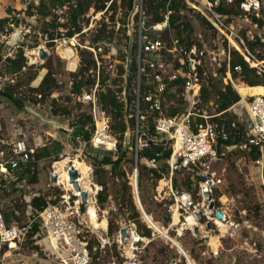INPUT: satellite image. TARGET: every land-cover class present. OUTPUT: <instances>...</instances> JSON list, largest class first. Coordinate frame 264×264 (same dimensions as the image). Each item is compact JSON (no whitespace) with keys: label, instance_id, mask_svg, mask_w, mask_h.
Listing matches in <instances>:
<instances>
[{"label":"built area","instance_id":"built-area-1","mask_svg":"<svg viewBox=\"0 0 264 264\" xmlns=\"http://www.w3.org/2000/svg\"><path fill=\"white\" fill-rule=\"evenodd\" d=\"M101 1H103V8L95 12L90 7L88 9L90 11L89 16L86 17L87 20L90 18L91 21L99 17L96 21L99 25L95 32L105 26L104 31L109 33L108 22L102 21L101 17L106 13L119 11L125 17V24L121 27L125 26L126 33L132 31L137 33L134 56L136 69L132 88L134 97L132 110L134 114H128L127 116L128 119L134 117V125L132 127L126 125L128 130L130 128V131L137 135L146 118L151 117L154 132L168 145L170 157L167 161V174L158 181L164 184L158 195L169 202L168 211L171 213V220L173 214L178 215L176 226H179V230L176 233L179 234L178 231L193 233V229L197 228L200 235L203 229L206 230V224H209L210 229L206 230L205 233L220 234L223 238L234 237L241 231L239 223L233 221L225 211L223 212L216 207L214 198L223 184V174L219 170L218 164L224 155V143L229 140V132L223 124L214 121L215 118H220L222 113L218 114L214 112V109L210 110L209 107L213 106L212 103L204 106L200 100V92L202 85L206 83L205 80L209 78V66L216 65L220 68L221 65H224V76L231 75L229 62L232 50L237 52L249 68L255 69L257 75H264V65L257 62L248 49L247 40L245 41L239 34L241 30H235L229 22L232 16L239 15H245L246 18L251 16L258 18L261 9L264 8V0H181L186 11L200 16L208 25L210 31L219 36V44L215 49L209 50L202 42L198 45L187 46L179 44L172 37L167 40H161L160 38L153 40L149 38V35H143V33H162L163 31L172 33L169 30V19L173 11L169 8V3L173 0H167L165 11L162 13V22L151 26L149 29L145 27L147 17L144 14V0H132V8L129 11L122 8V0ZM228 10L232 11V14H228ZM179 13L182 15L183 10H180ZM61 15L58 22L63 24L67 16L65 7L62 9ZM111 16L113 15L111 14ZM79 21L82 23L81 19ZM187 24V22H183L179 29ZM190 28V25H188L183 33H188ZM88 31L89 29L85 28L79 34H74L71 38H65L63 34L66 30L58 29V32H60L59 38L50 41L47 35H43L42 39L44 45L48 43L57 44L69 49L74 54L77 48H84L79 44L78 38ZM7 41V37L1 34L0 45L4 46ZM38 48L43 47L38 45ZM18 49H20L18 42L12 43V46L2 56V61L14 59ZM43 50L46 51L44 48ZM88 50L92 52L94 57L92 61L95 63V70L88 72L94 83L87 90H82L80 95L70 96L76 98L78 102L86 105L89 109L87 115L92 118V136L90 137L89 146L93 149H98L95 146L109 147L108 152L114 155L117 154V142L110 132L108 114L99 106L97 96L99 92H104L106 88V85L103 86L102 82L106 83V79L113 74L117 78V70L115 72L114 69L116 62L107 65L102 64L97 60L94 51H98V49ZM98 55H100V52H98ZM123 68L124 74L121 78L125 82L128 67L123 66ZM76 71L77 69L72 73L75 74ZM233 71L240 72V67H234ZM178 80L182 81V86L168 87V83ZM72 84L73 80L68 79V89L71 90ZM4 85L0 83V89ZM179 88L181 89L180 96L186 100V108L183 113L171 116V107L175 108L171 99H174ZM142 89L144 92H141ZM127 96L124 83L123 92L116 96V100L124 103L125 111L129 108ZM240 100H244L242 105L246 109V116L251 124L249 129L248 124L243 121L245 125L244 135L247 140L246 145L254 147L258 151L253 166L262 186H264V95L245 97L240 95ZM93 127L94 129H92ZM147 144L146 141L142 140L139 147H136L135 153L137 154L138 148L147 146ZM219 148L222 149V152L219 151ZM29 158L30 150L26 147L24 141L12 142L7 145V148L2 146L1 149L0 147V183L1 178L5 180L9 177L13 180V172L17 170L20 164L27 163ZM145 165L151 169H156L155 160L145 161ZM69 167H66V171ZM134 174L136 175V170H134ZM175 174L188 175L190 182L193 184L194 193L180 192L175 189L173 186ZM149 179H152L151 174ZM92 190L93 193L90 196L87 194L85 205L81 204L79 196L71 204L69 203L70 197L73 196L72 191L63 196L56 204L46 203L45 208L41 211L30 214V220L24 227H19L15 223L6 225L0 211V245L24 240L32 224L37 222L40 234L34 235L33 239L37 240L39 238V240H46L49 243L57 258L52 260L53 264H92L91 255L94 252L101 254L110 243V239L107 237L102 238L98 230L89 221L88 206L91 204L94 207L97 216L96 196L102 192V187L93 185ZM1 192L0 189V194ZM205 195L209 196L208 200L204 197ZM210 206L212 207L210 208ZM216 213H220L222 218L218 219ZM197 214L202 217L201 223L197 222ZM187 218H190L191 222L196 224V227L189 226L186 221ZM176 226H170V228ZM120 229L127 231V237L123 242L120 241L119 231L117 233L115 242L121 246L128 245L131 236L133 234L137 235L133 223L120 221ZM137 237L139 238L138 235ZM90 240L97 243V246L92 247L91 250L88 246ZM136 243L137 241L129 243L131 257H125L120 263L111 260L106 264H143L134 256V252L137 251ZM59 252L65 255V259L61 258ZM99 264L104 263L99 262Z\"/></svg>","mask_w":264,"mask_h":264},{"label":"rangeland","instance_id":"rangeland-1","mask_svg":"<svg viewBox=\"0 0 264 264\" xmlns=\"http://www.w3.org/2000/svg\"><path fill=\"white\" fill-rule=\"evenodd\" d=\"M47 2L48 0H0V21L6 20L2 29L0 28V41L1 34L6 36L9 42L10 38L15 33H18V47L23 50L27 67L31 65L44 67L37 72L36 78L28 83L27 79L33 72L24 71L21 75L6 76L4 74V67L0 64V83L6 86L12 85L17 81H24L29 87L35 88L37 87V78L39 76L44 77L46 71L50 70L59 85V89L53 92L51 98L62 100L67 97L69 99L67 105L71 110V117L69 120L64 121L60 118L52 117L49 113L48 102L41 107L25 103L21 109H18L10 101L0 96L1 146L7 148V145L12 142L24 141L26 147L30 150V155L33 156L41 153L43 149L52 152L54 147L50 145L52 141L58 140L62 146V150L57 155L53 153L50 157L38 161L36 165L37 183L30 184L26 183L25 180L18 182L9 177L5 180L1 178L0 189L2 192L0 194V211L1 213L12 210L17 211L18 219L13 223L19 227H24L30 220V214L35 212L31 208L32 200L46 203H49L51 200L56 204L63 196L68 194L57 183L50 185L49 177L53 173L52 166L54 163L59 162L62 158L76 159L77 157L78 162L83 163L91 171L89 172L88 181L94 185L97 182H102L105 185L107 201L102 207H97L100 212L98 218L105 215L107 221L110 220L116 226V229L112 230V236L109 237V245L103 250L104 253L100 255V263L106 264L111 260L116 261L114 255L122 259L130 257L126 255V245L121 246L115 242L120 221L131 223L127 221V217L130 215L129 211L119 208L121 196L123 195L122 184L124 180L112 177L110 166L107 165L101 166L104 172L100 177L94 176L93 174L95 167H91L92 162L90 159L114 161L116 157L113 153L110 152L111 154L104 156V153H100L101 150L99 149H96L97 151L95 152L94 150L92 151L93 148L87 145H75L73 142H68V139L73 133L70 125L81 114L87 115L89 109L69 94L70 89H68L67 80L70 74L67 71L64 57H69L70 61L75 63L77 59L78 71L81 61L94 59L92 52L88 49L96 48L98 51H94L97 60L106 65L116 62L114 68L116 72L118 66L125 67L128 61L130 63L133 60V56H129V52H134L137 33L133 31L126 33L125 26L121 27V21L125 20L123 14L119 13V11L115 13L109 12L101 17V20L108 22L111 38L96 45L92 39L99 25L96 23L99 17L93 21L90 18L87 20L86 17L89 16L90 12L88 10L83 16V22L80 24V28L81 31L85 28H88L89 31L80 35L78 38L79 44L86 49L77 48V51L74 52L75 55H73L72 51L57 44H53L52 48H48L44 45L42 39L43 35H46L43 34L46 28V22L36 19L38 6L43 3L47 4ZM29 14L32 16H29ZM111 14L113 15V22L110 20ZM184 15L185 19L182 21L190 25L197 42H202L208 50L215 49L219 44V36L212 33L209 28L203 26L201 21L193 13H185ZM16 21H19L18 28L14 29ZM263 24L264 21L259 23L260 26ZM261 28L264 30L261 26L259 27L260 31L262 30ZM244 34L246 35V33ZM159 38L166 40V36L164 35H161ZM34 45L35 47L29 50V46ZM38 45L46 50L47 59L45 61H40L38 54L35 55L40 49ZM1 46L0 55L3 56L6 50L3 51L4 46L2 48ZM2 51L4 54H2ZM253 51L255 53L263 52L264 44L261 48L255 46ZM98 52H100V55H98ZM31 53L34 54L32 55ZM222 74L221 68L216 65L209 66L208 77L214 80L216 87H224L228 83L225 77L221 80ZM92 75L94 76V74ZM109 77L106 79L105 85L112 91H115L117 86L112 84L113 79H115V74ZM132 78L131 75L128 92H132L134 83V78L133 80ZM171 101L177 108H182V106L177 104L176 99H171ZM209 109L212 110L214 108L212 106ZM245 113V107L238 105L233 109L230 108L225 118L231 120L233 122L232 125L235 128L237 126L244 133L245 125L242 119ZM128 114L129 108L125 113L126 118ZM133 114L134 112L131 113V115ZM107 116L110 126L112 120L110 115ZM128 120V118L125 119L126 124L129 126ZM130 130V128L129 130L126 129L124 134L122 144L123 149L126 150V159L120 167L125 173L127 186L130 187L131 191L129 190V192L131 194L133 172L136 170V178L138 173L135 149L139 147L142 140L140 134L136 135ZM90 136L92 135L90 134ZM164 147L168 149L166 143H164ZM223 154L218 164V168L223 174V184L215 194V206L223 212L225 211L233 221L239 223L241 231L233 238H223V240H220V234H204L206 232L205 229L197 237L189 231H178L179 234L176 233L179 230V226L170 228L172 220L171 213L168 211L169 202L163 200L161 196L159 197L156 190L157 187L161 186V182L154 184L143 172H139L140 188L138 189L137 179L136 188L141 208L146 214L145 219L138 210L140 213V221L151 230V238L145 239L141 237V231L135 227L137 235L144 239L143 241H137L135 244L137 251L134 252V256L140 262L143 264H264V186H262L257 171L253 166V159L250 156V150L246 143H239L237 146L224 148ZM130 161L132 162L130 163ZM141 164L145 165V161H141ZM181 177L179 175L174 178L177 182H180ZM136 209L138 208L136 207ZM103 211H105V214H101ZM166 219H169V221L167 222ZM210 238H219L218 240H220L214 250L211 247ZM29 240L31 239H27L26 236L24 240L14 243L16 247L13 250H9V244L4 245L5 250H1L0 264H43L41 261L53 264L52 260L57 258L54 254L55 251L51 250L49 243L46 240H39V238L37 240ZM59 253L61 254V258L65 259V255L62 252ZM17 255L33 258V261L31 260L29 262L26 258L21 257L2 263L3 259L8 260Z\"/></svg>","mask_w":264,"mask_h":264},{"label":"trees","instance_id":"trees-1","mask_svg":"<svg viewBox=\"0 0 264 264\" xmlns=\"http://www.w3.org/2000/svg\"><path fill=\"white\" fill-rule=\"evenodd\" d=\"M109 1V0H105ZM167 0H144V14L147 17V22L145 24L146 28H150L153 25L159 24L162 22V13L165 11V7L167 4ZM103 1L101 0H48L47 4H40L37 8V20H42L46 22L44 33L48 36V40L52 41L56 38L60 37L58 33V29H64L66 32L64 33L65 38H71L74 34H79L81 31L80 21L83 22V16L87 13L88 9L92 7L95 12L99 11L103 8ZM114 6V4H113ZM66 8V21L63 24L58 22L59 18L62 16L61 11L63 8ZM122 8L129 11L132 8V0H122ZM169 8L173 11L172 16L169 19V30L172 33H168V31H163L162 33H143L144 36L149 35L151 39H157L161 35L166 36V40L172 37L177 40V42L181 45L190 46L192 44L198 45L197 39L194 38V34L192 29L190 28L188 33H183L184 30L188 27L184 25L182 29H179L182 26L183 21L185 19V13H190L185 10L184 5L181 0H173L169 3ZM183 10V14L180 15L179 11ZM228 14H232V11H227ZM29 16H32L29 14ZM201 21V24L206 28H209L205 21L200 17L196 16ZM111 22H113V16L110 17ZM256 21V20H253ZM6 23V20L0 21V28L2 29L3 25ZM125 24V21H121V26ZM104 27L97 31L93 36L94 43H101L107 41L111 38V33H106L104 31ZM48 30V31H47ZM49 32V33H47ZM246 45L250 51L254 49L255 46H261L259 43V39L257 38L255 43L251 41H246ZM52 43H48L46 47H52ZM34 46H29V50H32ZM2 48V46H1ZM135 49L134 52L130 51L129 56H133V60L127 63L128 67V76L130 82V76L134 78L135 74ZM231 59L229 62L231 79L235 85L240 90V94L242 96H256V95H264V75H257L255 69L249 68L247 64L242 60V58L237 54L236 51H231ZM261 60H264V52L261 56H259ZM0 64L4 67V74L6 76H17L21 75L24 71L33 72L27 79V82H32L37 75V72L44 67H35L26 65V59L23 56V50L20 48L17 50L14 59L9 60L6 59L2 61V56L0 55ZM234 67H240V72L236 73L233 71ZM222 72L225 71V66H220ZM90 70H95V63L92 60H83L80 63V68L76 74H70L69 79L73 80L72 88L70 90L71 95L77 96L80 95L82 90H87L90 86L93 85L94 80L90 78L88 72ZM124 74L123 66L117 67V78L113 79L112 84L117 86L115 91H112L109 87H106L104 92H99L97 96V102L99 106L107 112L111 117L110 124V132L114 136L117 141V156L114 161H97L95 159H90L92 162L91 167H95L93 174L94 176L103 175L101 166L107 165L110 166V173L112 177L117 179H123L124 183L122 184V192L120 200V209H126L129 211L130 215L127 217V221L136 225V229L141 231V237L145 239L151 238V230L148 229L144 224L140 221V213L138 209H136L132 193L130 187L127 186V180L125 177L124 171L121 170L120 165L126 159V150L123 149V140L124 134L127 129L126 125V117H125V107L124 103L116 100V96L123 92L124 88V79L121 78ZM132 78V80H133ZM223 78V77H222ZM40 79V76L37 80ZM206 83L202 85L200 92V100L204 106L208 105V103H212L215 113H222L220 118H215L219 124H223L224 127L229 132V140L224 143L225 148H230L232 146H237L239 143H247L246 137L244 133L236 126V128L232 125V121L226 119L228 111L232 106L237 104L240 100L238 94L234 91L230 84L222 87H216L214 80L210 77L205 80ZM103 86L105 83H103ZM168 87L172 86H182V81L178 80L176 82H170L167 84ZM59 89L58 82L55 79L52 71L47 70L45 76L42 78L40 84L36 88L29 87L24 81H17L12 85H6L4 88L0 89V96L10 101L16 108L21 109L25 103L31 104L33 106L41 107L47 102L49 103V113L54 118H60L63 121L69 120L71 117V110L68 107L69 99L66 97L65 99H57L51 98L53 92ZM141 92H144L143 89ZM181 89L179 88L177 94L174 96L176 102L179 106H182L181 109L171 107V116L176 114H180L184 112L186 108V100L180 96ZM128 105H129V115L133 113L132 111V101L134 100L133 93L128 92L127 96ZM211 101V102H210ZM129 126L134 125L133 117L129 118ZM71 128L73 129V133L71 137L68 139V142H73L75 145H87L89 146L90 134H91V126H92V118L89 115L81 114L77 120L72 123ZM63 131V130H58ZM140 134L141 140L146 141L147 146H143L138 148L137 156H136V166H137V186L140 188V180H139V172H143L149 178V175H152V179H150L154 184L162 179L164 175L167 174V161L170 157V150L164 147V141L161 137H159L155 132L153 125L151 123V117L146 118V121L142 124L141 130L138 133ZM58 140L52 141L50 145L54 146L53 151H48L43 149L41 153L36 156L30 155L29 161L25 164H20L17 167V170L13 172V179L15 181L21 182L25 180L26 183L35 184L37 183V171L36 165L38 161L48 158L51 154L57 155L61 150L62 146ZM2 149V146H1ZM250 150V156L253 161L258 156V151L256 148L248 146ZM97 151L96 149H92V151ZM219 151L222 152V149L219 148ZM100 153H104V156L111 154L108 151H100ZM155 160L156 169H151L146 167L144 164H141V161H151ZM78 161V160H77ZM132 161H130L131 163ZM179 176V174H175L174 177ZM173 177V186L180 192H191L194 193L193 184L190 182L188 175H183L181 177V181L177 182ZM24 182V183H25ZM97 185L102 187V192L98 193L96 196V204L99 208L102 207L107 201V195L105 193V185L102 182H97ZM140 191V190H139ZM139 198V197H138ZM48 204H55L54 201H49ZM46 202H39L37 200L31 201V208L36 211H41L45 208ZM82 209V208H81ZM119 211V210H118ZM5 224L11 225L14 221L18 219L17 211H8L2 213ZM13 220V221H12ZM12 221V222H11ZM168 222L169 219H166ZM116 226L110 221H107V236L108 238L112 236V230H115ZM40 234V229L37 222H34L31 226V229L27 233V239H33L34 235ZM29 240V241H31ZM6 245V244H4ZM4 245H0V257L1 250H5ZM89 249L97 246V243L93 240L88 242ZM10 248H14V244H9ZM104 253V251L102 252ZM98 252H94L91 255L92 264H99L100 256ZM116 262L120 263L123 261L122 258H119L117 255ZM99 259V262H98Z\"/></svg>","mask_w":264,"mask_h":264},{"label":"bare ground","instance_id":"bare-ground-1","mask_svg":"<svg viewBox=\"0 0 264 264\" xmlns=\"http://www.w3.org/2000/svg\"><path fill=\"white\" fill-rule=\"evenodd\" d=\"M31 54L33 55L34 53H31ZM35 55H36V53H35ZM67 60L69 62V58H67ZM237 86L238 85H235V89L238 92V94L242 96V94H240V90H239V88ZM245 96H249V95L247 94V95H244L242 97H245ZM256 96H263V95H256ZM97 127L99 128V126H97ZM107 148L109 149V147H107ZM77 160H78L77 158L76 159L75 158L74 159L62 158L59 162H56V163L53 164V166H52L53 173H55L57 175V178H58L57 179L58 180L57 185L62 186L67 192L72 191V193H73L72 195L74 197L79 196V193L74 192L72 186L69 184V180H68V176H67L66 167L67 166H72L76 170V172L79 174V179L77 180L78 186L80 187L81 191H84L86 194H88L90 196L93 193V190H92L93 184H91L90 181H88V178H89V175H90L89 172H91V171H89V168L86 167L83 163H80ZM133 182H134V180H133ZM163 185L164 184L161 183V187ZM132 187H133V183H132ZM137 197H138V193H137ZM138 201H139V199H138ZM139 204H140V202H139ZM88 215H89V221H90V223L93 225V227L95 229H99L100 227H102V228L105 227V220H103V219H102V221L100 220L101 223L97 221V217H96V214H95L94 207L91 204H89V206H88ZM177 217H178V215L176 213L173 214L171 226H176L178 224V218ZM186 221L188 222L189 226H195L196 225L195 223L191 222L190 218H187ZM204 234H206V233H204ZM143 240L144 239H142L140 237L138 238L137 235L133 234L131 236V238L129 239V243L136 242V241H143ZM218 241L219 240L217 238H210V244H211V247H212L213 250L217 247ZM129 243H128V245L125 246V247H127L125 252H126L127 256L131 257V251H130V248H129V245H130ZM171 245L174 248H176L173 244H171ZM10 261H12V258L10 259Z\"/></svg>","mask_w":264,"mask_h":264},{"label":"crops","instance_id":"crops-1","mask_svg":"<svg viewBox=\"0 0 264 264\" xmlns=\"http://www.w3.org/2000/svg\"><path fill=\"white\" fill-rule=\"evenodd\" d=\"M249 18V19H248ZM248 18H246V16L245 15H242V16H235V17H231L230 18V20H229V22H230V24H231V26L235 29V30H237V29H240L241 30V33H239L240 34V36L246 41H250L251 39H252V41L251 42H254L255 43V41H256V39L258 38L259 39V43H260V45L261 46H259V48H261L262 46H263V44H264V34H262V33H264V30L262 29L261 31L259 30V27H263L264 28V24L263 25H259V23H261V22H263L264 21V8H262L261 9V11H260V13H259V17L257 18V17H253V16H251V17H248ZM253 20H256V21H253ZM249 28H251V30H249ZM244 33H246V35L244 34ZM251 33H254V34H251ZM264 52V51H263ZM263 52H260V53H255L253 50L251 51V53L254 55V57H255V59L257 60V62H259V63H261V64H263L264 65V60H261L260 58H259V56H261L262 55V53ZM72 54H73V52H72ZM74 55V54H73ZM65 58V61H66V68H67V71L69 72V74H73L72 72L75 70V69H77V67H78V61H77V59H76V63L75 62H73V61H70V58H69V62H68V60H67V58L66 57H64ZM76 58V57H75ZM32 66V65H31ZM46 74V73H45ZM223 77V78H222ZM224 77L226 78V80L228 81V83H226L227 85L228 84H230L231 86H232V88L234 89V91L238 94V92L236 91V89H235V84L233 83V81H232V79H231V75L229 76H224V73L222 74V76H221V79H224ZM42 78L43 77H40V79L37 81V86L40 84V82H41V80H42ZM225 80V81H226ZM4 87H5V85H4ZM4 87H2V88H4ZM36 88V87H35ZM238 96H239V98H240V95L238 94ZM243 102H244V100H239V102L237 103V104H235L234 106H232L231 108L233 109L234 107H236V106H243L242 104H243ZM244 116H246V113H245V115ZM0 147H1V141H0ZM101 151H104V150H101ZM69 159V158H68ZM94 185V184H93ZM97 185V184H96ZM221 210V209H220ZM222 211V210H221ZM97 221L98 222H100L101 223V221H102V219L103 220H105V227L104 228H102V227H100L99 229H97L98 230V233H99V235L102 237V238H105V236H107V218L105 217V215H102L100 218H98V215H99V209L97 208ZM105 214V211H103V212H101V214ZM103 217V218H102ZM101 220V221H100ZM99 223V224H100ZM211 233H208V234H206V235H210ZM108 238V237H107ZM219 238H220V240H223V236H219ZM218 238V239H219ZM222 238V239H221ZM225 238H227V237H225ZM233 238V237H232ZM219 240V241H220ZM12 243V242H11ZM219 243V242H218ZM217 243V244H218ZM14 244V243H13ZM16 247V245L14 244V248ZM14 248H10L9 247V250H13ZM16 256H13V257H11L12 258V261L14 260V259H16V258H21V257H24V256H19V255H17V257L15 258ZM11 258H9L8 260H6V259H3V261H2V263L5 261V262H8V261H10V259ZM24 258H26V260H29V261H31V260H33V258H30V257H24ZM4 262V263H5ZM43 264H48L47 262H43V261H41ZM53 263V262H52Z\"/></svg>","mask_w":264,"mask_h":264},{"label":"water","instance_id":"water-1","mask_svg":"<svg viewBox=\"0 0 264 264\" xmlns=\"http://www.w3.org/2000/svg\"><path fill=\"white\" fill-rule=\"evenodd\" d=\"M18 22L19 21H16L15 22L14 29H17L18 28ZM17 40H18V33H15V35L10 38L9 42L7 41L5 43V45L3 47V51L4 50H8V48H10L12 46V43L16 42ZM3 51H2V54H4ZM38 59L40 61H45L47 59V53H46V51L43 50V48H41V49L38 50ZM128 78H129V76H128V72H127L126 73V76H125V94H128V90H129L128 89L129 88V79ZM242 120L244 121L245 124H248V128L250 129L251 128V124L249 123V120H248L247 116H244ZM256 123L258 124V121ZM92 129H94V127ZM148 144H150V143H148ZM95 148H98V149L104 150V151H109L108 148L103 147V146H95ZM114 156L116 157L117 154H114ZM67 176H68L69 184L72 186L74 192L79 193V198H80L81 204L82 205H85L86 204L87 194L84 191H81L80 187L77 184V180L79 179V174L76 172V170L72 166H70L69 169L67 170ZM133 180H134V182H133V188H132L133 202H134L135 206L138 208V210L140 211L142 217L146 219V214L143 212V210L141 208V205L139 204L138 197H137L136 175L135 174L133 175ZM49 182L52 185H54L55 183H57V175L55 173H52L50 175ZM156 190H157V193L160 194V192L162 191V187L161 186L160 187H157ZM204 197L207 200L209 199V196L208 195H205ZM75 200H76V197L71 196L70 199H69V203L71 204ZM211 207L212 206H210V208ZM216 217L218 219H221L222 218V216H221L220 213H216ZM196 219H197V222L198 223H201L202 222V217H201L200 214H197L196 215ZM205 227H206V230H209L210 229V225L209 224H206ZM193 233H194V235L196 237L199 236V232H198V229L197 228H194L193 229ZM158 234L161 235L159 232H158ZM119 235H120V241L123 242L125 240V238L127 237V231L125 229H120L119 230Z\"/></svg>","mask_w":264,"mask_h":264}]
</instances>
